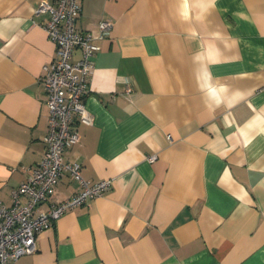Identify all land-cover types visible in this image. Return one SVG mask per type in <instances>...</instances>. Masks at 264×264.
I'll list each match as a JSON object with an SVG mask.
<instances>
[{
	"label": "crops",
	"instance_id": "0c3cea01",
	"mask_svg": "<svg viewBox=\"0 0 264 264\" xmlns=\"http://www.w3.org/2000/svg\"><path fill=\"white\" fill-rule=\"evenodd\" d=\"M39 3L0 0V200L8 206L45 150L40 77L55 47ZM79 4L80 31L111 26L94 40L84 97L92 121L75 120L81 138L63 160L110 187L68 209L11 264H264V0ZM79 189L66 171L54 199Z\"/></svg>",
	"mask_w": 264,
	"mask_h": 264
},
{
	"label": "built area",
	"instance_id": "2783aa9c",
	"mask_svg": "<svg viewBox=\"0 0 264 264\" xmlns=\"http://www.w3.org/2000/svg\"><path fill=\"white\" fill-rule=\"evenodd\" d=\"M40 10L49 12L42 27L55 47L52 58L43 64L40 77L48 108L45 150L25 181L12 190L11 204L8 206L0 200V264H11L20 256L33 253L37 235L42 230L54 224L68 209L102 195L111 183L109 179L89 183L82 177L78 161L63 160L64 150L81 138L75 120L86 124L92 121L84 97L94 56L99 50L94 40L102 36L111 22L100 20V32L95 36L76 26L79 0H54L53 3L40 0ZM75 48L81 53L73 62L71 56ZM129 89L126 83V91ZM152 159L154 155L148 157ZM66 171L79 182L80 189L70 196L54 199L56 186ZM21 198H25V202Z\"/></svg>",
	"mask_w": 264,
	"mask_h": 264
}]
</instances>
